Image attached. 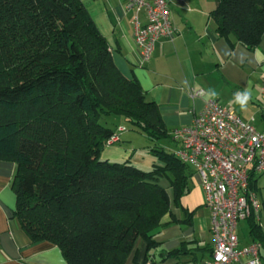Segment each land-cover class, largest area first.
<instances>
[{"label": "trees", "instance_id": "1", "mask_svg": "<svg viewBox=\"0 0 264 264\" xmlns=\"http://www.w3.org/2000/svg\"><path fill=\"white\" fill-rule=\"evenodd\" d=\"M211 17L219 34L253 48L264 0H219ZM102 116L143 134L155 162L144 169L101 158L116 129L126 130ZM169 130L116 67L80 0H0V160L16 164L13 215L31 241L56 245L66 264H124L139 239L152 249V232L192 178L160 145L173 143ZM247 221L250 240L264 242L257 221Z\"/></svg>", "mask_w": 264, "mask_h": 264}, {"label": "crops", "instance_id": "2", "mask_svg": "<svg viewBox=\"0 0 264 264\" xmlns=\"http://www.w3.org/2000/svg\"><path fill=\"white\" fill-rule=\"evenodd\" d=\"M80 1L106 39L116 67L126 78L135 79L145 98L157 104L168 129L190 123L204 101L213 99L245 121L253 118L256 129L264 131L260 101L264 33L253 48L242 45L232 34H219L211 17L219 0L168 2V19L175 34L171 40L159 39L149 60L142 65L138 63L139 49L134 42V12L126 8L125 1ZM138 20L143 23L142 12ZM191 90H202L203 95L193 97ZM245 91L249 96L246 107L241 109L235 94ZM120 121L114 123L113 130L123 124ZM125 131L120 133L119 142L105 147L102 158L111 162L128 160L148 169L155 162L146 152L148 142L141 151H134L131 148L137 132ZM15 171V162L0 160V264H66L59 247L47 241H31L13 215L15 196L11 181ZM250 187L260 204L257 223L264 236V173L255 175ZM160 223L152 232L154 247L147 250L146 243L139 239L124 264H206L210 260L214 239L209 211L197 190L189 191L177 204L171 203ZM248 230V221L238 224L240 245L251 241ZM175 249H180L176 256L167 255ZM259 253L264 264V242Z\"/></svg>", "mask_w": 264, "mask_h": 264}, {"label": "built area", "instance_id": "3", "mask_svg": "<svg viewBox=\"0 0 264 264\" xmlns=\"http://www.w3.org/2000/svg\"><path fill=\"white\" fill-rule=\"evenodd\" d=\"M134 12V42L139 49L140 65L147 62L159 39L171 40L175 34L168 19V2L186 0H124ZM144 21L138 20L139 13ZM193 97L202 90H191ZM264 111V74L260 83ZM125 128L119 126L107 146L119 140ZM174 155L192 168L209 211L214 246L206 264H261L260 243L240 245L238 224L250 217L257 221L259 202L251 189V178L264 173V131L241 119L213 99L204 101L190 123L169 130Z\"/></svg>", "mask_w": 264, "mask_h": 264}, {"label": "rangeland", "instance_id": "4", "mask_svg": "<svg viewBox=\"0 0 264 264\" xmlns=\"http://www.w3.org/2000/svg\"><path fill=\"white\" fill-rule=\"evenodd\" d=\"M120 120L122 121L123 118L116 117V116H102L100 118L99 122L101 124H103V125H106V126L112 128L114 123L116 121H120ZM122 122H123V124L126 127V131L125 132L132 133V129H130V125L127 122H125V121H122ZM254 124H256V122H254ZM146 143H147L146 137L143 134L136 133L134 135V137H133V146H132L131 149H133L134 151H141L144 148V146L146 145ZM160 145H162V147H164L167 151H173L174 148L176 147L175 144H173L171 142H168V141H162V142H160ZM105 147L103 148V150L105 149ZM101 158H102V152H101ZM190 169H192V168H190ZM160 183L163 186H167V182L164 179H161ZM190 187H191L190 191L192 193H194L195 190H197L199 192V195H200V197H201V199L203 201L202 191H201V189H200L199 185L197 184V181H196V179L194 177L190 179ZM243 228H245L244 229V234H246V223L245 222L243 223ZM245 239H246V237H245Z\"/></svg>", "mask_w": 264, "mask_h": 264}, {"label": "clouds", "instance_id": "5", "mask_svg": "<svg viewBox=\"0 0 264 264\" xmlns=\"http://www.w3.org/2000/svg\"><path fill=\"white\" fill-rule=\"evenodd\" d=\"M248 96H249V93L247 91H245L244 93L238 92L235 94V100L237 103L240 104L241 109H244L246 107V101L248 99Z\"/></svg>", "mask_w": 264, "mask_h": 264}]
</instances>
